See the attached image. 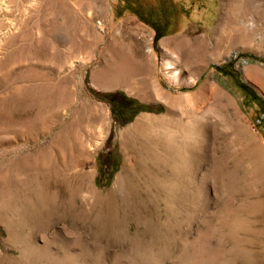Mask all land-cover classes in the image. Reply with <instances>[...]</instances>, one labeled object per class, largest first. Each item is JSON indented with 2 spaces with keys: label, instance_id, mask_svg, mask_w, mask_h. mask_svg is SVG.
<instances>
[{
  "label": "rangeland",
  "instance_id": "374dc122",
  "mask_svg": "<svg viewBox=\"0 0 264 264\" xmlns=\"http://www.w3.org/2000/svg\"><path fill=\"white\" fill-rule=\"evenodd\" d=\"M232 1L0 0V185L9 189L16 180L21 195L39 184L54 228L69 220L60 216L63 204L71 215L74 207L87 208L90 231L102 232L104 251L116 248L114 233L126 226L152 233L151 242L134 241L115 264H264V93L245 71L264 69V51L222 43L223 48L217 40L223 5L233 12ZM89 8L94 15L85 22L80 16ZM155 28L164 34L157 40ZM164 41L175 53L178 45L193 50L196 61L185 74L197 83L166 80ZM148 43L153 55L146 74L118 75L122 57ZM144 78L172 94L196 92L203 82H215L222 93L202 91L194 98L211 118L203 131L214 147L198 141V150H189L193 170L202 162L204 175L187 186L183 214L172 206L167 210L146 191L112 190L125 160L124 129L141 115L165 112L163 103L117 86ZM100 131L104 141L89 155L85 146ZM89 181L106 197L103 203L82 204L77 187ZM5 199L7 205V194ZM17 220L8 214L12 228ZM27 234L29 263L17 256L11 264L58 263L44 253L39 234ZM6 237L0 222V249L17 254L14 243H3ZM216 239L225 245L221 255L211 244ZM96 264L112 261L104 255Z\"/></svg>",
  "mask_w": 264,
  "mask_h": 264
},
{
  "label": "bare ground",
  "instance_id": "6f19581e",
  "mask_svg": "<svg viewBox=\"0 0 264 264\" xmlns=\"http://www.w3.org/2000/svg\"><path fill=\"white\" fill-rule=\"evenodd\" d=\"M225 6L223 5L220 17L221 38L217 39L220 40V44L240 48L253 47L264 51V0H233L229 4L233 7V12L225 9ZM92 10L89 8L85 13H82L81 20L90 22L94 15ZM74 22L75 19H73ZM82 27H85L84 23L83 26L81 25ZM118 33H120L119 30ZM163 44L166 47L165 54L167 55L163 64L166 80L177 86H190L197 83L195 78L187 77L185 74L189 73L188 68L194 62L193 60L196 61L193 50L189 52L183 50L182 45L177 47L175 45L178 49L175 53L167 48L170 46L169 41H164ZM74 45H68L67 49H72ZM152 52L153 47L148 43L138 53L130 52L124 55L116 73L121 75L130 70H136L146 74L145 72L148 71L152 62ZM73 66L74 61H71L69 67ZM245 71L246 76L256 82L261 92L264 93V69L261 67L246 68ZM133 80L118 82L117 86L123 87L124 90L141 100L155 99L163 103L165 112L160 115H141L132 125L124 129V133H128V137L121 139L125 160L121 171L114 180L112 190L120 194H132L133 188L146 191L152 195L157 201L156 203L163 204L167 210L172 206L178 214H183L186 207L187 186L197 185L204 175L202 162L193 170V154L189 150H192L191 147L195 148L193 152L198 150L196 147L198 141L206 142L210 150L214 147L212 138L207 131L204 132L211 118L208 112L202 113L194 98L197 93L202 91L209 90L219 93L221 91L215 82H203L196 92L172 94L156 80L149 81L147 78ZM227 123H229L228 119ZM103 141L104 132L100 131L98 138L88 142L85 146L89 155L93 154ZM89 155H87L88 158ZM22 172L26 173L27 177L28 172ZM89 175L90 173H86L84 176L86 178ZM14 182L16 184V180ZM84 183L77 187L79 189L78 197L84 206L87 204L93 206L94 203L105 201L106 197L90 181L88 184L86 183L87 185ZM15 184H12L9 189L4 187L6 184L0 185V222L5 225L6 229L7 237L2 240L3 243H14L13 250L17 254L7 255L0 249V264H11V257L17 256L22 262L29 263L28 231L34 236L37 234L41 236L44 253H47L48 258L57 260V264H96L104 255L109 258V261H112V264H115L121 254L127 253L129 245L134 241L147 243L153 240V235L148 230H132L130 226H126L114 233L116 248L104 251L99 242L102 232L93 233L90 231L87 208L82 211L74 207L71 215L67 203L63 204L60 216L64 219L68 218L70 221L67 219L68 222L64 221L61 227L54 228L51 223L52 213L47 207L41 205L43 204L41 200L43 188L39 184V186L31 185L25 187L24 191L21 188V195H19L18 185L15 188ZM5 194L9 197L7 205L4 202ZM25 209L28 211H24ZM9 213L18 218L15 228H12L7 221ZM211 244L221 255L225 247L222 239L211 240Z\"/></svg>",
  "mask_w": 264,
  "mask_h": 264
},
{
  "label": "crops",
  "instance_id": "0c3cea01",
  "mask_svg": "<svg viewBox=\"0 0 264 264\" xmlns=\"http://www.w3.org/2000/svg\"><path fill=\"white\" fill-rule=\"evenodd\" d=\"M136 1V0H135ZM129 4L130 5H133V6H136L137 5V3L136 2H134V1H132V2H129ZM142 6H149V5H145V4H142ZM155 32L157 33L158 32V30L155 28ZM161 36H164V34L163 35H161Z\"/></svg>",
  "mask_w": 264,
  "mask_h": 264
},
{
  "label": "trees",
  "instance_id": "16d2710c",
  "mask_svg": "<svg viewBox=\"0 0 264 264\" xmlns=\"http://www.w3.org/2000/svg\"><path fill=\"white\" fill-rule=\"evenodd\" d=\"M161 36L158 34V32L155 35V40L159 39Z\"/></svg>",
  "mask_w": 264,
  "mask_h": 264
}]
</instances>
